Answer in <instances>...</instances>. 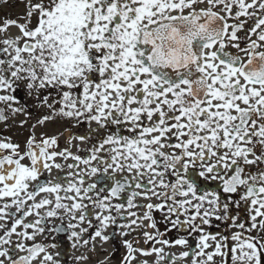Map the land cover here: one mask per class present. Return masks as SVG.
I'll list each match as a JSON object with an SVG mask.
<instances>
[{
  "label": "snow or ice",
  "instance_id": "snow-or-ice-1",
  "mask_svg": "<svg viewBox=\"0 0 264 264\" xmlns=\"http://www.w3.org/2000/svg\"><path fill=\"white\" fill-rule=\"evenodd\" d=\"M0 125V264H264V0H25Z\"/></svg>",
  "mask_w": 264,
  "mask_h": 264
},
{
  "label": "rangeland",
  "instance_id": "rangeland-1",
  "mask_svg": "<svg viewBox=\"0 0 264 264\" xmlns=\"http://www.w3.org/2000/svg\"><path fill=\"white\" fill-rule=\"evenodd\" d=\"M9 2L13 5L10 9H2L0 10V19H3L4 15H9L11 18L15 19L17 15H20L24 11V3L25 0H9ZM60 125H49L48 128L45 129L49 134H56L58 130H60ZM4 126L0 125V131H3ZM3 135L8 136L11 135L13 139L17 142H22L26 135L27 129H19L16 127L11 128L8 131H4ZM67 135V133L65 134ZM63 140H61V143Z\"/></svg>",
  "mask_w": 264,
  "mask_h": 264
},
{
  "label": "flooded vegetation",
  "instance_id": "flooded-vegetation-1",
  "mask_svg": "<svg viewBox=\"0 0 264 264\" xmlns=\"http://www.w3.org/2000/svg\"><path fill=\"white\" fill-rule=\"evenodd\" d=\"M81 131H83V129H81ZM61 145L63 146V142L61 143ZM221 231H225V229H223V228H221ZM228 231V233L230 234V232L232 231V230H227ZM231 243V242H230ZM119 253H117V257H116V259L118 260L119 259Z\"/></svg>",
  "mask_w": 264,
  "mask_h": 264
}]
</instances>
